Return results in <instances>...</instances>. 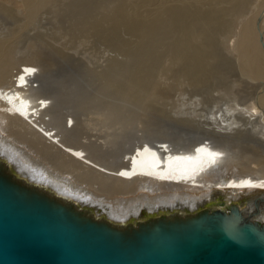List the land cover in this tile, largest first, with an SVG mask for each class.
Returning <instances> with one entry per match:
<instances>
[{
    "label": "rangeland",
    "instance_id": "obj_1",
    "mask_svg": "<svg viewBox=\"0 0 264 264\" xmlns=\"http://www.w3.org/2000/svg\"><path fill=\"white\" fill-rule=\"evenodd\" d=\"M154 1L54 0V5L46 4L40 9L30 10V7L24 6L23 0H0V38L8 37L11 32L15 33L17 41L13 46L18 63H32L34 50L42 54L40 79L43 90L53 97V108L62 116L74 115L78 126L82 128L81 141L86 143L87 140L83 137L91 135V141L98 144L96 146L108 143L107 146L124 147L133 142L139 143V139L142 142L154 141V138L169 139L178 145L179 142L175 140H182L183 136L184 140L190 135L202 133L200 121L210 111L227 106L250 109L248 106L254 100L262 108L264 74H249L253 72L244 64L239 49L235 51V47H232L238 38L237 31L241 32L243 28L238 25L244 26L247 21L255 23L256 32L263 29L261 32L264 34V21L257 16L260 10L259 0H242L241 6L239 5L241 8L237 6L234 9L229 8L231 4L226 5L229 0L225 3H217L216 0H190L191 4L187 3L188 6L193 4L191 8L198 9L193 17L203 22L186 17L180 6L176 11L179 14L177 17L172 16L170 10L166 13V9L172 8V3H166L165 14L158 11L157 0ZM255 1L256 8V3H252L254 6L250 9L249 4ZM224 5L231 11H223L226 10ZM235 9L238 13L234 12ZM234 13H240V24ZM250 13L256 17H251ZM182 14L186 17L183 16V20ZM194 21L201 25L198 30L204 32L203 39L200 38L202 32L197 39V35L190 37L194 33H190L187 26ZM182 22L187 25L184 26ZM138 26L141 28L140 32ZM181 26L187 28L186 31L179 28ZM161 29L163 30L160 31ZM261 38L264 44L263 36ZM176 52L186 56H180ZM178 55L183 60H179ZM195 56L201 57L198 62ZM195 62L196 65H203L208 73H204L205 70L203 76L197 73ZM161 66L164 68L161 69ZM181 76L183 77L180 78ZM143 83L146 86L141 89L138 85L144 86ZM167 84L169 86H165ZM108 108H113V112L123 118H131L132 122L114 125L104 121L100 113ZM184 110L185 112H181ZM250 111L255 110L252 108ZM233 113L238 114L237 111ZM184 119H187L186 123ZM255 119L257 122L254 128L243 127L246 132L236 134H243L248 142L232 141L226 144L240 155H233V158L235 156L239 159V164H235L237 172L252 171L251 167H255L256 170L259 168V173H264V167H257V164L252 163L256 159L264 160L261 155L264 154V120L259 116ZM99 136L106 138L104 140ZM248 137L256 140V144L251 143ZM232 138L234 137L229 140ZM213 141L220 142L217 137Z\"/></svg>",
    "mask_w": 264,
    "mask_h": 264
},
{
    "label": "bare ground",
    "instance_id": "obj_2",
    "mask_svg": "<svg viewBox=\"0 0 264 264\" xmlns=\"http://www.w3.org/2000/svg\"><path fill=\"white\" fill-rule=\"evenodd\" d=\"M216 1L225 3L227 0ZM241 1L229 0L226 5L231 4L229 8L232 9L237 6L241 8ZM23 2L25 7H30V10L40 9L43 5L47 6L48 4L51 6V3L54 5V0H23ZM196 2L198 1L196 0ZM156 3L158 11L161 12H164L166 3H172V8L169 7L165 12L170 10V14L176 17L179 15L176 13L179 6L181 9L183 8L182 10L188 18L195 16L198 10L191 8L194 6L193 4L188 6L187 3H190V0H157ZM252 3H256V1L249 4L250 9L253 8ZM258 3L260 15L257 16H259V20L264 21V0H259ZM254 5L256 8L257 3ZM223 7L226 8L223 11L229 10L225 5ZM249 15L256 17L255 14L254 16L251 13ZM183 16L182 14V20ZM237 16L236 21L241 18L240 13ZM243 17L246 19L248 15ZM193 18L196 21L199 19ZM240 20L238 24H240ZM196 21L190 22L192 24L187 28L190 29V33H194L190 37L193 38V35H197L195 36L197 39L202 30H198L201 25ZM254 24L247 21L244 26L238 25L243 28L241 32H239L240 27L238 28V38L232 47H235V51L237 48L239 49L244 64L246 63L247 68L253 72H249V74L261 76L264 74V44H262L263 39L261 38L262 36L264 38V34L261 32L263 29L260 26L262 30L256 28L258 30L256 32ZM162 28L164 29V27ZM187 28H182V30L186 31ZM140 29L139 27V32ZM185 31H182L183 34ZM187 33L189 32L187 31ZM14 34L11 32L8 37L0 38V158L14 166L18 176L32 184L45 187L56 195L63 196L81 208L92 209L97 216H104L118 223L139 220L145 215L170 210L196 212L206 206H215V203L221 199H225L228 205L235 203L241 209L248 206L256 220L264 221V173H259V168L256 172L255 167H251L252 171H235L236 165L239 164V159H236L235 156L239 154L233 152L231 147L226 145L227 142L232 141L248 142L244 139L243 134H236L246 132L245 130L250 126V129L254 128L257 116L264 120V102L261 105L262 108L255 100L249 104L248 107L253 108L256 112L250 111L246 107L236 106L210 111V116L204 115V120L200 121L204 128H202V133L190 135L187 137L188 139L186 138L187 140L184 139L185 141L182 135V140H180L181 138L177 139L178 141L175 140L179 142L178 145L169 139L154 138V141L142 142L139 139V143L133 142L132 145L124 147L121 145L120 147L107 146L108 143H101L99 147L96 146L98 144L91 141V135L83 137L87 140L86 143L81 141L82 128L78 126L77 118L74 115L62 116L53 108V97L43 90V83L40 79L41 69L39 66L43 61L42 54L34 50L32 63H18L13 46L17 41V36L15 37ZM203 34L204 32L200 38L203 37ZM237 36L234 35V37ZM179 54L180 56L184 55V53ZM180 56L178 55L179 60L182 59ZM199 58L197 57V61H195L198 62ZM162 68L164 67L161 66ZM195 69L203 76L205 70L203 65H196ZM204 73L208 72L205 70ZM194 81L196 82V80ZM138 86L142 89L146 84ZM153 86L155 88V84ZM165 86H169V84ZM262 99L264 100L263 96ZM233 111H237L238 114H234ZM181 112H185V110ZM257 112L261 114L259 115ZM100 115H103L104 121L114 125L132 122L131 118H123L113 112V108H108ZM187 119H184L185 123ZM57 120L58 123H56ZM262 133L258 134L261 136ZM99 137L104 140L106 138L105 136ZM215 137L219 139V143L213 141ZM231 137L234 138L229 140ZM248 139L253 144L257 142L251 137ZM230 146L234 145L230 144ZM235 153L237 154L235 155ZM261 155L264 157V154ZM252 163L257 164V167H264V160L256 159ZM117 193L120 195H112ZM221 208L225 209L226 206H221Z\"/></svg>",
    "mask_w": 264,
    "mask_h": 264
},
{
    "label": "water",
    "instance_id": "obj_3",
    "mask_svg": "<svg viewBox=\"0 0 264 264\" xmlns=\"http://www.w3.org/2000/svg\"><path fill=\"white\" fill-rule=\"evenodd\" d=\"M16 173L0 158V264H264V221L248 206L118 223Z\"/></svg>",
    "mask_w": 264,
    "mask_h": 264
},
{
    "label": "snow or ice",
    "instance_id": "obj_4",
    "mask_svg": "<svg viewBox=\"0 0 264 264\" xmlns=\"http://www.w3.org/2000/svg\"><path fill=\"white\" fill-rule=\"evenodd\" d=\"M34 71V70H33Z\"/></svg>",
    "mask_w": 264,
    "mask_h": 264
}]
</instances>
